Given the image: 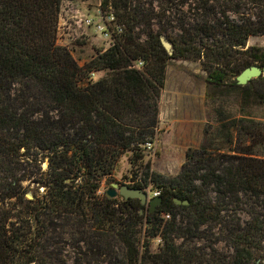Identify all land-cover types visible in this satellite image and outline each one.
<instances>
[{
	"label": "trees",
	"instance_id": "obj_1",
	"mask_svg": "<svg viewBox=\"0 0 264 264\" xmlns=\"http://www.w3.org/2000/svg\"><path fill=\"white\" fill-rule=\"evenodd\" d=\"M62 1L0 0V264H90L103 254L99 264H264V151L255 148L264 137L246 113L227 122L231 115L219 105V140L208 136L188 148L175 176L153 172L149 181L128 183L159 188L156 210L97 192L124 153L134 167L151 151L145 144L157 134L171 59L199 60L215 86L231 82L243 112L264 100L254 85L263 75L236 80L245 67L264 65V48L243 49L250 35L264 33V0H251L239 21H204L195 32L182 26L175 36L166 33L163 11L155 26L151 0H101L124 31L83 64L55 43ZM26 158L48 161L34 177L46 191L34 198L23 185L29 175L20 173ZM58 237L86 245L70 261Z\"/></svg>",
	"mask_w": 264,
	"mask_h": 264
},
{
	"label": "rangeland",
	"instance_id": "obj_2",
	"mask_svg": "<svg viewBox=\"0 0 264 264\" xmlns=\"http://www.w3.org/2000/svg\"><path fill=\"white\" fill-rule=\"evenodd\" d=\"M95 1L89 0L90 3H94ZM151 1L153 2L155 11L152 15L155 26L161 25L160 17L162 19L163 16V20L167 21L163 24L166 28V33L174 36L181 33L180 27L182 26L192 27V31L195 32L202 27L204 21H207L215 27H220V23L226 19L239 21L242 16L247 17L252 8L251 0ZM162 11V16H159L158 13H162ZM199 35H204V33L201 32ZM251 46L264 48V33L250 35L243 49ZM100 47H105L104 42L100 38L90 35L73 46V56L79 64H83ZM100 75L98 74V76ZM166 77L167 91L164 94V101L165 104L169 100V102H175V104L177 103L176 105H179V121L170 126L169 121H166L167 118L164 116L165 121H163V124L159 122L157 134L154 137V148L145 155L141 162L142 164L131 167L129 162L130 152L124 153L120 157L113 174L101 182V193L109 189L113 182H119L120 184L131 183L129 177L132 171L139 170L137 175L143 181H149L153 172L159 173L164 177L175 176L185 160V154L188 148L199 147L208 136L218 140L221 138L218 131L221 120L216 113L219 105L223 106L224 111L231 115L228 116L227 122H230L233 118L243 117V113L248 114L245 116L246 118L252 116L261 124L260 130L263 132L264 137V100L255 101L254 104L246 105L245 112H243L240 104L241 99L231 82H224L219 86L207 82L205 70L202 69L199 60L184 58L171 59L167 68ZM254 85L257 86L256 90L262 91V93L264 92V81ZM33 109L39 110L42 108L33 106L30 110ZM231 129L233 135L236 137L238 130H236L235 126ZM245 143L249 144L251 142L246 140ZM255 148L264 151V142L263 144L262 142L257 143ZM31 160L26 158V162L22 165L23 169H25L20 173L29 175L30 178L25 180L23 185L27 188L26 193L31 192L34 198V193L40 196L46 191L44 186H40L34 180L36 179L34 177H38L40 171L47 169L48 161L45 159L40 163L39 159ZM146 162H149V168L145 166ZM39 165H41V168H39ZM146 225L147 222H144L142 230L145 231ZM208 233L206 232V234ZM57 240L60 241L58 246H62L63 254L67 255L70 261L76 256L79 246L86 245V242L77 243L67 237H58ZM140 244H143L142 237ZM153 244L155 246L156 242H153ZM218 246L225 250L228 249V246L222 241L218 243ZM62 257L64 258L66 256L62 255ZM107 259V255L103 254L98 260H92L91 258L86 260L90 264H99L104 263Z\"/></svg>",
	"mask_w": 264,
	"mask_h": 264
},
{
	"label": "built area",
	"instance_id": "obj_3",
	"mask_svg": "<svg viewBox=\"0 0 264 264\" xmlns=\"http://www.w3.org/2000/svg\"><path fill=\"white\" fill-rule=\"evenodd\" d=\"M123 31L124 24L114 13L111 3L102 6L101 0L94 3H90L89 0H63L58 13L55 43L66 47L73 55V46L90 35L100 38L105 44L102 48L106 49L115 43ZM141 65V62L133 63L136 68H140ZM94 76L95 71L91 72L90 77ZM145 145L149 150L154 148V142L147 141ZM130 181L144 183L139 176ZM144 189L148 193V198L158 196L161 192L159 188L152 189L150 185H145ZM97 192L100 194L102 191L99 188ZM163 215L169 217V214Z\"/></svg>",
	"mask_w": 264,
	"mask_h": 264
},
{
	"label": "water",
	"instance_id": "obj_4",
	"mask_svg": "<svg viewBox=\"0 0 264 264\" xmlns=\"http://www.w3.org/2000/svg\"><path fill=\"white\" fill-rule=\"evenodd\" d=\"M161 40L166 50L169 53H172V44L165 37H161ZM260 75L264 76V65L260 66L258 64H252L250 66L245 67L236 76V80L238 84H246L250 79L256 78ZM106 194L109 197H113V196L120 194L125 198H128V197L139 198L143 204L149 205L150 212L156 210V208L158 207V205H160L162 201V197L160 195L148 198V193L144 188L130 186L127 183L120 184L119 182H113L111 184V187L107 190ZM26 196L28 198H33V195L31 192H27ZM175 199L178 203H188L189 202L188 199L181 200L178 197H176Z\"/></svg>",
	"mask_w": 264,
	"mask_h": 264
},
{
	"label": "crops",
	"instance_id": "obj_5",
	"mask_svg": "<svg viewBox=\"0 0 264 264\" xmlns=\"http://www.w3.org/2000/svg\"><path fill=\"white\" fill-rule=\"evenodd\" d=\"M166 91H167V77L165 80L164 87L160 94V99H159L160 113L159 115H160V124H163V121H165V119L163 118L165 116L167 118L166 121H169L170 126H172L173 123L179 121L178 119V116L180 115L179 110H178L179 105H176L177 103L175 104V102L171 103L169 102V100L165 104L164 94H166Z\"/></svg>",
	"mask_w": 264,
	"mask_h": 264
}]
</instances>
